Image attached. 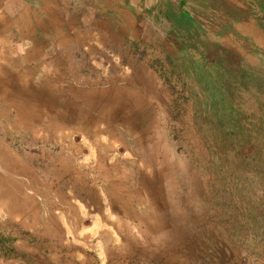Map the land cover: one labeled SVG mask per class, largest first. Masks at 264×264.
<instances>
[{
	"label": "rangeland",
	"instance_id": "374dc122",
	"mask_svg": "<svg viewBox=\"0 0 264 264\" xmlns=\"http://www.w3.org/2000/svg\"><path fill=\"white\" fill-rule=\"evenodd\" d=\"M43 1L0 7V143L40 178L0 159V264H264V39L134 0ZM41 98L80 103L95 131L31 122ZM60 154L88 172L77 195L40 177Z\"/></svg>",
	"mask_w": 264,
	"mask_h": 264
},
{
	"label": "crops",
	"instance_id": "0c3cea01",
	"mask_svg": "<svg viewBox=\"0 0 264 264\" xmlns=\"http://www.w3.org/2000/svg\"><path fill=\"white\" fill-rule=\"evenodd\" d=\"M27 1V0H26ZM29 2H34V0H28ZM36 1V0H35ZM43 1V0H41ZM54 0H44L43 2H49ZM17 0H0V7L1 4L7 3L9 5L8 7V14H11L12 8L15 6V3ZM134 4L138 5L140 4V12L139 14H158L160 11V5H162V8L165 11V14H172V17L178 18V22L182 24L185 28H193L199 27V31L197 34L200 35H215L218 36H224L228 34H233L237 36H242L245 39H248L250 42L252 37L255 39V41L263 42L262 39H264V36L260 34L259 30H257L256 27V16L257 14H264L261 10L264 6V0H134ZM119 3V2H118ZM138 3V4H137ZM145 3H152V11L145 9ZM109 5H105L106 7H103L102 10L105 14H112L114 10L119 12V14H130V8L126 4H129L126 2L123 4V7L120 5L114 6L112 0H108ZM139 6V5H138ZM259 7V8H258ZM149 8V7H148ZM40 14L45 12V7L42 6L40 8ZM6 11H4L5 13ZM130 12V13H129ZM29 14H32L31 11L28 10ZM179 14V15H178ZM16 22H13L10 25H7L4 28L3 31L7 32L10 27H12ZM13 28V27H12ZM9 40V39H8ZM7 40V41H8ZM260 42V43H261ZM209 48V46H207ZM25 50V48H22ZM26 54L24 55V58H22L23 62H31L35 55L33 50H30V48H26ZM25 53V52H24ZM58 54L62 52H57ZM60 56L57 57L58 62L61 63ZM48 100L46 103L41 104V102L36 103L35 105L32 104L31 101H28L24 99L25 103L23 105L27 106L31 111H34L36 115L30 119L31 122L36 121V124L43 125L44 127H49L55 123L57 119H61L64 124L73 125L77 127L80 131L83 132V134H88L91 130V124L92 130L95 131V120L93 122H89L90 124L80 123V119L77 111L76 105L72 100L65 99L60 100L58 98H41L39 101H45ZM19 108L21 109V114L19 116H26L23 114L22 111V104H18ZM79 108V107H78ZM47 110L52 113L54 110H58V112H62V114H58V117L54 119L51 123L45 122L42 119L43 114H47ZM49 113V114H50ZM92 112L88 111L87 115L88 117L91 116ZM94 114V112H93ZM49 117H55V115H49ZM93 117H95L93 115ZM92 117V118H93ZM30 118V117H29ZM17 119V125L14 126L16 130L18 128L26 130L27 128H22L21 123ZM35 126V125H34ZM57 127L62 126V124L56 125ZM36 127V126H35ZM26 134V131L24 132ZM98 147H102V144H97ZM100 145V146H99ZM109 147L108 145H104V148ZM76 148V147H74ZM80 150L81 147L77 146V150ZM104 151V150H103ZM15 153L10 149H5L3 145L0 143V159L5 158L8 160H11L12 165L10 167L6 166V171L9 172L12 168L14 169L13 172L19 171L24 173H32L37 178L36 180L39 181L40 178H38L36 172H34L35 169H32L29 167L27 162H24L23 166L16 161ZM72 157L69 155L60 154L57 159H51V164L53 163V168L49 171L50 174H44L40 175L44 176V178L47 180L49 176H52L49 178L50 183L49 187H56L58 189H61L65 185L69 184L71 185V188L77 195V189L80 190V188L77 187L78 181H80L81 177L87 179L88 178V172L83 171V168H80L79 170L76 169V167L73 165ZM64 162V163H63ZM56 163H62L61 169L64 168V171H57ZM99 163V160H98ZM75 167V168H74ZM84 169H87L88 163L86 166H83ZM82 174V175H80ZM67 176H74V178L70 181L67 180ZM1 184H4L2 180L0 179ZM105 186V182L103 183ZM16 186H12L10 191L14 190ZM101 187H97L96 189H100ZM116 189L111 187V190H113L115 193L117 192ZM126 189V188H125ZM95 191V190H94Z\"/></svg>",
	"mask_w": 264,
	"mask_h": 264
},
{
	"label": "bare ground",
	"instance_id": "6f19581e",
	"mask_svg": "<svg viewBox=\"0 0 264 264\" xmlns=\"http://www.w3.org/2000/svg\"><path fill=\"white\" fill-rule=\"evenodd\" d=\"M123 141V140H122ZM109 148V147H108ZM138 151V150H137ZM75 168V167H74Z\"/></svg>",
	"mask_w": 264,
	"mask_h": 264
}]
</instances>
